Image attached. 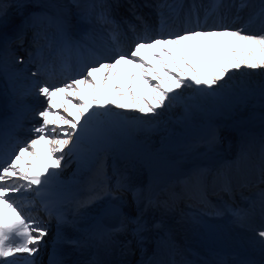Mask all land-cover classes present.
<instances>
[{"label":"snow or ice","instance_id":"6c2138e0","mask_svg":"<svg viewBox=\"0 0 264 264\" xmlns=\"http://www.w3.org/2000/svg\"><path fill=\"white\" fill-rule=\"evenodd\" d=\"M145 6L156 9L158 27L149 25L142 15L136 14L137 5L130 4L138 24L124 21L132 33L130 46L125 48L120 43L123 33L112 15V4H98L88 0L74 3L82 20L94 17L101 25L108 26L112 43L106 52L86 48L87 60L81 52L82 46L73 38L67 16L55 18L64 38L58 56L61 58L62 70L69 74L56 83L44 81L33 84L36 94L45 100V107L36 112L41 123L31 129L33 138L27 143L17 140L10 146L7 138L0 143V264H36V256L46 245L45 238L50 231L44 220L32 214L36 198H41L45 211L51 216L53 209L43 197L52 177L57 175L56 170L63 167L62 161L66 156L80 153L84 144L94 148L107 139L108 126L121 116L114 109L156 116L159 115L158 109L170 106L178 98V90L182 88L195 86L199 92L214 95L218 89L231 87L230 81L235 73L264 70V28L258 31L249 28L254 18L264 23V0H260L259 9L253 17L239 26L219 21L207 24L208 16L218 13L223 7L219 0L206 11L204 22L199 19L196 5H192L185 14L184 26L179 30L169 27V17L165 16L162 9L182 10L183 5L156 3ZM236 7L239 11L250 5L246 0H241ZM6 16L7 6L0 0V22ZM73 47L79 54V67L75 70L71 67L70 57L64 56ZM19 62H24L22 57ZM51 64V61L44 63L41 58L37 71L31 75L35 77L46 72ZM57 97H60L59 103ZM60 109L67 116L61 114ZM219 142V136L213 134L206 144L209 150H213ZM38 146L41 152L37 151ZM41 159L45 163L38 170L36 162ZM246 159L247 154L242 152L233 163ZM209 176H212L213 182L220 181L224 191L230 190L231 178L222 170L213 175L211 169L197 168L191 178L195 187L202 192ZM127 180V176L118 180V193L129 190ZM259 184L264 185V149L261 154ZM105 194L113 195L116 200L121 198L111 191ZM259 195L264 212V189H261ZM98 198L99 194H96L78 201V210L86 208ZM227 210L243 225L248 216L246 209ZM116 214H119L118 209ZM214 214L223 213L216 211ZM56 218L58 223L67 222L62 213L57 212ZM134 222L133 233L139 236L145 230V225L138 216ZM126 227L123 220L110 229L100 225L96 235L103 239L112 233L124 231ZM256 236L264 250V224L256 231ZM69 242L77 245L80 243ZM53 243L57 244L58 239ZM49 264H64L55 246L49 256ZM218 264L228 262L221 260ZM237 264L251 262L239 261Z\"/></svg>","mask_w":264,"mask_h":264},{"label":"bare ground","instance_id":"6f19581e","mask_svg":"<svg viewBox=\"0 0 264 264\" xmlns=\"http://www.w3.org/2000/svg\"><path fill=\"white\" fill-rule=\"evenodd\" d=\"M61 1L62 0H44L43 7L46 9V13L43 15L41 13V10L40 14H36L30 11L32 7L29 8L28 0H3V3L7 6V16L3 20V22H0V86L2 88V92L0 94V113L3 111L2 114L5 113L6 115L16 114V108L13 105L9 107L8 104L3 101L6 98L8 93L7 91L10 90V87V97L14 96L17 101V106L21 110L26 111V116L21 122H23L29 116H33V114L35 115V111L37 109H42L43 107H45L44 97L37 95L36 89L33 87L30 90V87L34 83H41L46 81V79H43L41 74L33 78L31 77V73L37 71V66L35 65V63L27 61H24L23 63L17 61L16 63L13 62V60L11 62H8V58L11 57V54L5 44V41L11 39V36L10 38H8L7 35H4V32L7 33L10 29L11 32L13 28L21 31L29 21L39 22L43 20V23L45 24L44 21L47 20L49 21V24H51L52 22L56 21L55 18L58 17V14L63 12L67 15L70 14V24L72 21L81 20L79 15L77 14V9L74 7V3L76 2L75 0H68L70 3L68 10H65L63 8L64 4L62 5ZM163 1L166 4L183 5L182 10L178 8L176 11H173L172 9L167 8L169 9L168 12L172 13L171 17L173 18V21L178 20L179 16H181L186 10L189 11L190 7L192 6L191 3L186 4V8L184 9V2H189L191 0ZM192 2L193 5H196V3H198L196 2V0H192ZM246 2L249 4V0H246ZM240 3L241 0H238V5ZM211 5L212 4H202V6H196V11L201 22H204L206 11L210 10ZM220 9L221 11H223V18L226 17L225 20L222 21V23L234 24L236 26L246 24L243 19V14H245L244 12L247 10V8L241 9L239 11L237 10V14L226 12L225 6L221 7ZM214 14L215 13L208 16L207 24H213L211 19L214 18ZM216 19L217 17L214 20ZM81 26L82 28H78L71 24V29L75 33V37L78 39V43L82 46L81 48H83L85 52V60L89 58L86 48H96L98 50L106 52L109 48L112 47V43L102 42V39L100 40L99 31L95 30L96 28H94L93 26H90L87 20L84 22L81 21ZM249 28L252 31H258V28L254 25L253 22L250 23ZM179 29L180 28H177L176 30ZM19 33L20 32L18 31L16 32L17 35H19ZM108 39L111 42L109 35ZM124 42L125 44H127L128 48L131 41L129 42V44L127 43V40H124ZM73 57L74 55L72 54L71 58ZM4 70H6L5 74ZM236 74L240 75V72L235 73V75ZM252 74H254V71L252 72ZM235 75L231 80L232 82H235ZM7 76L9 77V79L6 78ZM261 78H264V75L261 76ZM178 92V98L173 100L171 105L169 106L170 110L165 109L166 107L163 109L168 111L167 114L171 116L170 118L167 116L171 123L172 121H181L183 125H188L192 122V117L190 118L191 115L189 114H196L199 110V105H202L204 101V96L209 94L197 91L195 86H193L192 88H182L178 90ZM56 99L59 103L60 97H57ZM161 110L162 109H158L159 115L144 116L136 111H121L119 109H114L115 112L123 113H121L119 119L117 118L108 126V131L106 133L107 139L99 146L94 148L88 144H84L80 153L66 156L65 160L62 161L63 167L56 170L57 175L52 177L50 181L51 186L56 189V192L66 190L67 187L70 186L78 187V190L80 192L79 195L75 196L71 200H68V202L63 204V206H61L60 208L61 211L59 213H62L64 215L67 222L58 223L56 218L57 214L45 216L40 214L39 212H34L33 215L38 216L40 219L44 220L47 223L50 230L49 237H47L49 241L58 239V243L55 245L53 244L50 247L52 249L55 246L59 249L61 259L63 260L64 264H94L85 255L84 248L86 242H82L79 245L75 246L69 241H72V238L79 240L78 238L81 237L83 233V222H87L93 216V218L97 219L99 212L106 205V202L109 204L116 203L118 206H120L122 203H127L126 199L123 197L126 191L119 193L117 192V182L121 177H128L127 184L129 185V190H127V192H133L140 186V174L138 169L134 166L132 168H129L128 165L126 166L120 160H118L116 156V161L114 162L113 168H110V165L108 163L110 156L109 154L115 152L114 146H121L123 139L129 137V135L133 133V131H136L138 129L137 123L140 122L144 124V122L149 121L150 118L153 117L158 118L160 122H166V118L164 117L163 119V116H161V112H163L164 110ZM59 111L61 112V114L67 116V113H64L63 109H60ZM31 121L32 123H29L27 125V129H29V132L23 139V142L25 143L29 142L33 138L31 129L41 123L40 119L36 115L31 119ZM14 122H16V117L14 116L10 117L8 120L0 119V128H3L6 125L5 123L13 124ZM89 150L94 151V153L100 151L101 154L96 158H92L90 155H88ZM37 151L41 152L39 146L37 148ZM65 151H67V149ZM261 153L262 151H260L259 155ZM238 155L239 154L235 155L234 157H226L224 159V162L226 163V165H229V167L223 171L226 172L227 175L231 178V182L234 184L233 187L235 190L243 192L242 189L243 187H245L246 189L250 190V193H254L255 196L245 197L242 203L235 202V204L232 203V206H212L209 205L208 201H203V199H200V193H192V190L195 189V184L193 183L194 180L189 179L188 176L186 177L188 179L185 183L179 182L175 186H171L170 188L162 192L160 194V198L157 200L158 203L155 206L154 213L158 211V207L160 206L162 199L163 202L169 201L167 205H169L168 207L170 208V211H175V216L179 215V217L182 216L183 213L179 210V208H177L176 199H188V202H190V210H188V212L193 215H195L196 213H202V210H204V213H208L207 211H205V209H212L215 213L216 211H218V209L225 207V211H220L223 213L222 215L214 214L215 217H213L212 220H215L217 222V226L215 225L211 229V231L214 233H218L220 236L227 237L228 240L225 241L226 243L221 252H224V250L226 249L228 254L226 253L222 257H218L213 254L214 263L208 261L207 264H218V262L221 260L228 262V264H234L235 259L233 258V256L235 255V252H239L243 255L251 257L255 261V264H264L262 263L264 262V250H262V246L256 236V231L261 227L262 224H264V212H262L261 199L259 200V202H255V209L250 206L254 201V198L260 194L261 189H264V185L259 184L261 156L259 157L258 153L256 152V155H253L252 157L247 156V159L242 162L233 163L237 161ZM29 159L31 161V158ZM36 163L39 170L42 169L45 161L41 159ZM190 163L191 164L187 168V171L184 172L185 174L189 173L191 170H195L197 168H208L209 166V162L205 163L200 162L199 160ZM94 171L98 173V177L93 176ZM216 172H212V174L214 175ZM211 177L212 176H209V178ZM209 178L203 189L204 191H206V195H210V193L215 195L224 191L223 188L220 187L219 181H215V183H212L211 180L213 179ZM238 180H240L239 184H235ZM106 191H111L113 194H118L121 198L119 200H116L113 198V195L105 194ZM96 194H99L100 198L96 199L86 208H80L78 210V201L84 200L87 197ZM210 199L216 200L217 198ZM197 206H201L202 209H199L196 212H191V208L194 209ZM121 207L123 211L121 221L123 220L127 227L124 231L116 232L115 234H113V239L116 237L119 238L118 242L120 253L117 254L116 252L113 253V251H108L109 258H104L102 262L98 264H164L166 262V256H172L175 263H180L177 262L179 261V258L176 253H166V247H162L159 245L156 246V242L150 245V241H152L153 235V233L151 232L152 227L151 229L149 226L145 227L146 229L142 233H140L139 236L135 234L132 235L130 233L131 227H135V217L138 216L142 223L148 222L149 218L153 214V209H151L150 206H146L145 208L138 210L137 214L133 217L129 216L127 208L123 206ZM228 208H239L247 210L248 216L247 219L243 222V225L235 220L232 213L227 210ZM131 209L133 210V206ZM175 216H173V220H175ZM191 219L193 221L199 220V222L201 220L197 217H191ZM61 224L62 226H59L58 228L57 226ZM186 225L187 224L185 223L184 226ZM176 226L178 229L181 228L180 225ZM180 232L182 231L180 230ZM206 234V230L197 229V231H194V239L189 243L190 245H195L196 247H198L197 250L204 255H208L210 253L209 250L204 251L203 246H200V243L203 245L202 240L204 239ZM178 246H180L179 243ZM173 248L174 250H178V247L175 245H173ZM131 249L134 250V256L131 255L133 252L131 251ZM151 253H153L155 256H151L153 258L150 261ZM43 254H46V252L44 251ZM40 255H42V250L36 256V264H41ZM246 256H243V258L248 259Z\"/></svg>","mask_w":264,"mask_h":264},{"label":"rangeland","instance_id":"374dc122","mask_svg":"<svg viewBox=\"0 0 264 264\" xmlns=\"http://www.w3.org/2000/svg\"><path fill=\"white\" fill-rule=\"evenodd\" d=\"M43 1L44 0H28V6L29 8L37 7L46 10L43 7ZM75 1L79 3L86 2V0ZM109 1V4L113 5L112 13H116L115 16L118 21L122 18L133 24H138V21H136L133 16V10L130 8V4H136V14L142 15L144 20L153 28L158 27L159 17L156 9L145 5L164 3L163 0H147L144 1V4L138 0ZM213 1L214 0H196V2H198L196 6H202V4L208 5ZM88 2L99 4L104 1L88 0ZM190 3L193 5L192 0L184 2V5ZM61 4H64L63 8L65 10L69 9L70 3L68 0H62ZM224 4L227 5L228 12L237 14L236 6L238 5V0H225L222 2V5ZM259 4L260 0H249L250 7H248L244 12L245 14H243L244 22L247 23L250 18L253 17L255 11L259 9ZM168 10L167 8L162 9L165 16L169 17V27L177 29L171 17L172 13L168 12ZM65 15L68 16L67 19L69 18L68 20L71 21L70 14ZM91 19L88 20L89 23ZM81 21L84 22L86 20L81 19L72 21L71 24L75 27L82 28ZM252 22L258 30L264 28V23H262L259 18L252 19ZM90 24L99 31V37L100 40L102 39V42L107 40V32L99 28V26L101 27L99 22L94 20V22L92 23L91 21ZM20 51L24 52L23 49H20ZM21 57L26 58L23 55L20 56V54H17L15 59ZM253 71L254 74H252ZM246 72L247 71L240 72V75L236 74L235 82L230 81L231 87L227 89H218L214 95L204 94V101L202 105H199L197 113L189 114L191 115L190 118H193H191L192 122L190 124L183 125L181 121H172L171 123L169 121L171 116H169L167 114L168 111L165 110H170V108L166 106L165 109H162L164 111L161 112V116H163V119L164 117L166 118V122H160L158 118L153 117L150 118L149 121L144 122V124L140 122L137 123L138 129L133 131L129 137L123 139L121 146H114L115 152L109 154L108 163L110 168H113L117 157L118 160L126 166L128 165L129 168L133 166L136 167L140 174V186L133 192L126 191L124 197L127 203H122L120 206L127 208L129 216L132 217L137 214L138 210L150 206L151 209H153V214L148 222L143 223L145 227L149 226L150 229L152 227L151 232L153 235L150 245L156 242V246L166 247L167 254L176 253L179 261L185 264H207L208 261L213 262V253L206 247L208 239L213 237V240L220 243L219 249H221V247H224L225 241L228 240L227 237L220 236L218 233L211 231L215 225L217 226V222L212 220L213 217L207 218L204 216V210H202V213H196L195 215L187 211L188 213L182 212L183 215L180 217L179 215L175 216V211L171 212L168 207L169 205H167L169 201L163 202V197L161 198L162 201L158 207V211H156L157 213H154L155 206L158 203L157 200L160 198V194L171 185H176L178 182L185 183L186 181L184 180L188 176L189 179H192L191 176L194 170H191L187 174L184 173L190 166V162L198 160L205 163L209 162L208 169L211 170L215 169V165H218V168H227L229 165H226L224 162L226 157L231 158L242 152L252 157L256 155V152L259 155L260 151L264 149V78H261V76L264 75V70H248V72ZM117 118L119 119V117ZM213 134L219 136L220 142L213 150H209L206 141ZM100 154V151L94 153V151L89 150L88 152V155L92 158H96ZM93 176L98 177L99 175L94 171ZM247 196L253 197L255 195L249 192ZM259 200L260 195L254 198L250 206L255 209V202H259ZM149 201H151V203H149ZM106 204L109 203L106 202ZM132 206L133 210L131 209ZM193 211L196 212L197 210L191 208V212ZM218 211H225V207L218 209ZM173 216H175V220H173ZM93 217L87 222H83L82 238L79 237V240L72 238V241H79L80 243L86 242L84 248L85 255L91 262L98 264L102 262L104 258H109V252L113 251V253H120V247L118 242L119 238L116 237L113 239V234L116 232L112 233L110 237H104L103 239L98 238L96 233L99 226L93 225ZM191 217H197L201 220L200 222L199 220L193 221ZM185 223L187 224L186 226H184ZM176 225H180L181 228L178 229ZM133 228L134 227H131L130 229L132 235L134 234ZM197 229H204L207 231L206 236L202 240L203 245L199 243L200 246H203L204 251H210L208 255L199 252L197 250L198 247L195 245L189 244L190 241L194 239V231H197ZM180 230L182 232H180ZM178 243L180 246H178ZM173 245L177 246L178 250H174ZM131 251H133L131 255L134 256V250L131 249ZM215 253L219 257L226 253L228 254L226 249L224 252L219 250V252ZM236 253L241 254L239 252H235L234 254ZM151 256L154 257L155 255L151 253L150 257ZM246 257L250 258L252 263L254 262L255 264V261L251 257ZM171 258L173 257L171 256ZM250 259L249 262H251Z\"/></svg>","mask_w":264,"mask_h":264},{"label":"water","instance_id":"95a60500","mask_svg":"<svg viewBox=\"0 0 264 264\" xmlns=\"http://www.w3.org/2000/svg\"><path fill=\"white\" fill-rule=\"evenodd\" d=\"M119 210V214H116V210ZM121 218V210L115 206H108L102 211V214L100 216V223L107 227L112 228L114 226H118Z\"/></svg>","mask_w":264,"mask_h":264}]
</instances>
